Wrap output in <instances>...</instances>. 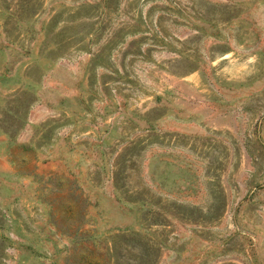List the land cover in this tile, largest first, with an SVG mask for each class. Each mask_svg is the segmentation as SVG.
Segmentation results:
<instances>
[{
    "label": "rangeland",
    "instance_id": "rangeland-1",
    "mask_svg": "<svg viewBox=\"0 0 264 264\" xmlns=\"http://www.w3.org/2000/svg\"><path fill=\"white\" fill-rule=\"evenodd\" d=\"M0 264H264V0H0Z\"/></svg>",
    "mask_w": 264,
    "mask_h": 264
}]
</instances>
